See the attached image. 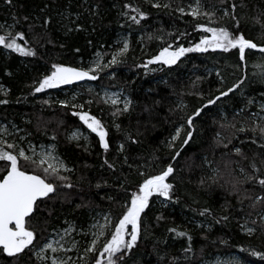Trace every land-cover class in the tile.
Segmentation results:
<instances>
[{
  "label": "trees",
  "instance_id": "trees-1",
  "mask_svg": "<svg viewBox=\"0 0 264 264\" xmlns=\"http://www.w3.org/2000/svg\"><path fill=\"white\" fill-rule=\"evenodd\" d=\"M157 2L170 4L171 8H153L149 0H13L11 5L0 0V24H12L13 16L17 17L20 24L15 30L23 31L29 46L38 52L36 57H23L0 49V86L8 90V95L4 97L0 93V98L9 100L8 104L0 105V120L11 122L23 129L21 134L31 133L27 140L34 144L55 143L61 158L69 167L76 169L72 179L78 183V187L61 193V199L53 206V215L48 218L47 232L40 239L49 237V233L60 227L65 218L83 228L90 222L91 216L98 212H111L115 219L121 211L119 205L101 197L120 196L122 203L123 194L119 191L117 180L121 170L118 169L113 175L103 166L104 153L95 139L90 140L88 151L78 148L77 142L69 143L66 139V134L72 129L83 127L78 117L71 115L74 109L62 108L58 103L71 89L62 85L60 88L49 89L33 96L30 94V86L46 73L51 63L87 68L88 61L97 51H103L108 57L112 50L109 49V44L116 36L122 34L128 36V52L120 57V63L97 73L98 79L93 82L97 86L119 89L133 100V111L116 121L122 125L125 132L130 130L134 135L137 131L139 133L141 143L130 147L133 158L144 157L150 160L154 153L167 160L170 153L162 142L169 139L175 131V126L182 123L180 117L192 114L196 108L206 104L210 96L218 95L217 89L230 87L237 82L238 77L244 76L245 72L248 77L242 89L235 95L222 98L195 119L194 139L176 165L178 176L183 177L182 183L177 182L181 201L169 207H163L158 202L153 204L144 217L138 246L126 258V264H173V257L179 258V264H197L216 254H236L251 264H264V260L249 254L253 249L264 252V234L258 233L252 238L246 236L238 226L241 219L239 211L231 212L232 218L227 224H213L209 229L211 218L204 222L203 228L196 227V223L203 222V218L194 215L187 207L211 206L219 216L220 208L226 200L236 204V201L227 195L226 187L208 181L204 188H199L198 183L201 177L212 174V168L219 166L223 170L227 157L221 159L222 149L217 148L215 153L213 152L214 137L217 132L224 137H228L232 132L230 128L220 127L221 123L225 122L222 117L230 121L233 113L243 106L248 96L260 99L259 94L264 91V79L259 74L262 69L255 65H264V60H261L259 52L246 50L247 66L238 68V51L224 53L210 50L207 53H188L178 66L171 69L160 64L149 65L147 69L140 67L139 65L157 55L162 47L168 44H172L173 48L178 45L188 47L198 43L203 35L194 28L197 23H206L204 19L193 20L191 16H182L175 11L177 7H184L187 11L188 5L194 4L195 0ZM125 3L139 7L147 14V18L139 25L128 22L121 15L122 11H126L123 9ZM202 3L209 8L223 7L219 0H202ZM235 3L244 5L237 8V14L241 17L240 30L246 38L258 45H264V28L255 19L261 17L264 21V16H261L264 13V0H235ZM69 14L72 20L79 14L78 23L83 30L66 31L65 26L69 24V20L64 17ZM26 16L28 21L24 20ZM47 18H51V24L45 30L40 24ZM221 23L229 29L233 28V22L228 18ZM29 24H35V27L30 29ZM180 33L187 35L176 40ZM77 48L80 49L79 52L75 51ZM217 71L224 78L223 84L216 75ZM198 77L202 79L198 80ZM64 88L67 93H64ZM71 88L79 93L77 100L84 103L85 110H90L108 126L110 140L113 142V151L108 154V159L111 160L115 156L116 143L124 139L112 125L111 107L104 104L97 93L77 82L73 83ZM241 92L245 95L242 96ZM44 100H49L50 104H43ZM87 100L95 102L88 105L85 103ZM177 105L186 107L180 111ZM145 108L149 111H145ZM53 134L57 136L55 142L50 139ZM251 136L250 132L241 134L240 139L234 142L249 154L260 152L261 149L257 145L249 142ZM241 139L243 144L240 143ZM80 143L83 144L82 141ZM205 157L212 161L210 167L201 166ZM188 165H191V169ZM123 172L127 174L128 169L125 167ZM105 182L110 187L95 188L96 183ZM65 197L67 202H64ZM193 198L199 203L194 204ZM78 204L89 206L77 209ZM160 214H163L165 219L157 224L155 217ZM44 216H47V212ZM39 219V226L44 228L43 218ZM190 220L195 223H190ZM169 227L189 231L193 238L191 252H183L188 246L187 239L174 237V234L167 232ZM221 240L227 243L222 244ZM79 244V253L82 254L83 247L86 246L85 240L82 239ZM0 264L16 262L0 257Z\"/></svg>",
  "mask_w": 264,
  "mask_h": 264
},
{
  "label": "snow or ice",
  "instance_id": "snow-or-ice-1",
  "mask_svg": "<svg viewBox=\"0 0 264 264\" xmlns=\"http://www.w3.org/2000/svg\"><path fill=\"white\" fill-rule=\"evenodd\" d=\"M153 8H171L170 4L160 3L157 0H149ZM223 7L216 8L202 3V0H195L194 4L188 5V10L184 7H177L175 11L182 16H191L193 20L204 19L206 23H197L194 30L203 33L198 43L185 47L178 45L173 48L172 44L162 47L157 55L147 60L140 67L148 68L149 65L160 64L171 69L182 62V58L188 53H207L221 51L228 53L232 50L238 51V68L247 66L246 50H254L261 54V60H264V45H258L253 40L246 38L240 30V16L237 14L238 7H244L243 4L237 5L235 0H219ZM5 4L11 5L13 0H4ZM121 15L131 24L139 25L141 21L147 18V14L139 7L125 3ZM71 14L64 19L69 20L65 26L67 32L81 31L82 26L78 23L79 14L75 20L70 18ZM264 16V13L261 14ZM228 18L233 22V28L222 26V21ZM28 17H24L28 21ZM256 22L264 28V21L261 17H256ZM12 24H0V49L10 53H17L23 57H36L38 52L29 46L23 31H16V26L20 24L17 17L13 16ZM51 24V18L44 19L40 27L47 30ZM35 24H29L32 29ZM187 33H180L176 37L179 40ZM162 39V38H161ZM19 41H24L21 44ZM51 43V40L48 41ZM129 50V43L125 39L120 47L107 63H101L103 54L97 53L96 59L92 65L83 67L67 66L60 63H51L50 68L38 80L30 86V94L36 95L46 92L49 89H57L62 85L73 84L77 81L97 80L100 71L112 65L120 63V57H123ZM79 52L80 49H75ZM261 68L259 73L264 79V65H255ZM220 78L221 84L224 78L219 71L216 72ZM202 79L201 77L197 78ZM245 75L237 78L226 89H217L218 95L210 96L206 104L195 109L190 115L180 117L182 123L175 126L174 133L169 139L162 142L170 155L167 160L156 156L154 153L150 160L144 157L133 158L130 154L131 145H139V133L134 135L132 131L125 132L117 119L133 111V100L127 96L107 94L102 102L109 105L112 109V125L117 132H120L124 139L115 146V156L109 160L108 154L113 151V142L110 140L108 126L101 118L93 115L90 110H85V105H77L68 101H58L62 108H72L73 117H78L80 125L66 134L69 143L77 142L78 148L88 151L90 140L95 139L99 148L104 153L103 166L113 175L117 170H121V175L117 177L119 191L123 194L121 203L120 196L106 195L101 199H107L112 203H117L121 211L114 219L111 212L103 216L104 224L96 223L85 231L82 226L67 218L63 224L54 228L48 237L40 239L47 232L48 218L53 215L54 204L61 199V193L64 190H71L78 187V183L73 182V175L76 169L69 167L63 158L57 153L56 144L34 145L28 142L25 148L22 144L27 140L31 133L24 132L23 129L12 125L10 130L7 126L0 127V257L10 258L16 264H126V258L131 251L138 246V240L141 237V229L144 227V217L155 202L163 207H169L180 203L181 196L178 194L177 182L182 183L183 177L178 176L177 162L194 139L195 119L204 112L205 109L214 106L222 98L235 95L242 89L247 81ZM0 93L4 97L8 95V90L0 86ZM241 95L245 94L241 92ZM260 99L254 96H248L243 106L237 109L232 119L228 121L222 117L224 123L221 128L232 129L228 137H224L217 132L214 137L213 152L216 149H222L220 155L223 160L227 157L223 165V170L217 166L211 169V175L201 177L198 183L199 188H204L208 181L212 184H219L226 187L227 195L231 196L236 204L233 205L226 200L220 208V215L217 216L211 206L187 207L194 215L203 218V222L196 223V227L203 228L204 222L208 223L210 229L213 224H227L231 220L233 210L241 213V219L238 221L240 230L248 237H256L258 233L264 234V91L259 94ZM95 101L88 100L85 103L91 105ZM9 103L7 98H0V105ZM49 105V100L42 101ZM184 105H177V109L183 111ZM255 108V111L251 109ZM78 109V110H76ZM145 111L149 109L145 108ZM83 129H86L85 132ZM251 133L249 142L257 145L260 152L249 154L234 141L240 139L241 134ZM47 134L46 132L44 133ZM50 139L55 142L57 136L53 134ZM84 141L83 144L80 141ZM240 143L244 141L241 139ZM39 147V150H37ZM236 157L238 159H232ZM212 161L205 157L202 167L211 166ZM128 169L124 174L123 169ZM191 169V165H188ZM135 177V179H133ZM110 187L107 183H96L95 188L101 189ZM51 202V203H50ZM64 202H67L65 197ZM193 203L199 202L193 198ZM89 205L78 204L77 209L88 207ZM47 212V216L44 213ZM43 218L45 227L41 228L40 219ZM165 219L163 214L157 215L155 220L157 224ZM195 223V221H189ZM95 229V231H93ZM167 232L174 234L177 238H186L188 246L183 249L184 253L192 251V236L187 230L179 227H169ZM85 240V245L80 252V244L76 236ZM103 243L101 244V241ZM220 243L226 244L227 241L221 240ZM76 251L77 259L67 256L68 252ZM241 251H249L241 249ZM65 253L64 256L57 255ZM251 256L259 257L264 260V252L251 250ZM187 257H185L186 259ZM163 259V257H162ZM173 264H179V258L173 257ZM231 264H241L240 260H235Z\"/></svg>",
  "mask_w": 264,
  "mask_h": 264
},
{
  "label": "rangeland",
  "instance_id": "rangeland-1",
  "mask_svg": "<svg viewBox=\"0 0 264 264\" xmlns=\"http://www.w3.org/2000/svg\"><path fill=\"white\" fill-rule=\"evenodd\" d=\"M127 39L128 41V36L127 35H122V34H119L118 36H116L113 40H112V43L109 44V50L110 51V54L109 56L107 57V55H105V53L103 51H97L96 53L93 54L92 58L90 61H88V67L92 65V62L96 59V54L97 53H101L103 54V60L101 61V63H107L108 60L111 59V56L120 48L122 47V43L123 41ZM94 80H83V81H77V83H79L81 86L85 87L86 89H89V90H92L94 91L95 93H97L99 95V97L101 99H103L105 97V95L107 94L108 96H111L113 94H117V95H121V99L123 98V96H126L124 93L121 92V90L119 89H113V88H109V87H103V86H97L94 84L93 82ZM76 83V82H74ZM69 87V89H71L68 93H67V90L64 88L63 91L64 93H67L65 94L60 100L61 101H68L69 103H75L77 105H80V104H84L80 101L77 100V96H78V92L77 90H74L72 87V84H69L67 85ZM88 101V100H87ZM12 125H14L13 123L11 122H4V121H1L0 120V127H4V126H7L10 130L12 129ZM83 128V127H82ZM73 130V129H72ZM71 130V131H72ZM85 132H87L86 129H83ZM70 131V132H71ZM69 132V133H70ZM23 135V134H21ZM82 141V140H81ZM28 142H31L29 140H26L22 146L23 147H27L28 146ZM84 143V141H82ZM32 144H34L33 142H31ZM34 145H50L48 143H41V144H34ZM37 150H39V147H37ZM158 202V201H157ZM159 203V202H158ZM103 216L104 214L102 213H96L95 215L91 216V219H90V222L87 224L86 227H84L85 231H87L92 224L96 223L97 221L99 222V224H104V220H103ZM93 231H95V229H93ZM49 239H51V237L49 236L48 237ZM76 240L78 242H81V237L80 236H76ZM80 254V253H79ZM57 255L59 256H64L65 253L63 252H60L58 253ZM67 256H71L74 260L77 259V255L78 253L76 251H73V252H68L66 254ZM235 260H240L241 261V264H251L249 262H246V261H243L239 256H237L236 254H216V255H212V256H209L207 258H204L200 263H197V264H231V262L235 261Z\"/></svg>",
  "mask_w": 264,
  "mask_h": 264
}]
</instances>
